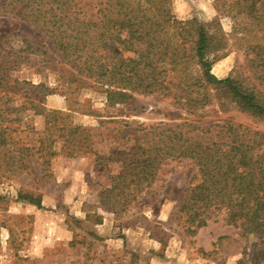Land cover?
<instances>
[{
    "label": "rangeland",
    "instance_id": "rangeland-1",
    "mask_svg": "<svg viewBox=\"0 0 264 264\" xmlns=\"http://www.w3.org/2000/svg\"><path fill=\"white\" fill-rule=\"evenodd\" d=\"M76 1L94 7L100 0ZM231 1L169 3L178 20L195 19L210 28L211 73L235 80L264 104V83L249 68L250 47L261 42V35L247 16H231L237 13ZM53 48L39 29L0 9V54L15 61L11 74L19 83L0 91L10 96L0 99V117H21L9 124L5 136L17 141L18 148H28L8 153L23 158L26 169L10 171L0 159V264H264L263 236L242 237L239 229L221 221H209L188 235L171 219L196 174L189 160L168 161L158 182L130 211L115 215L95 204L101 186L109 183L108 170L95 166L92 153L69 157L60 151L62 135L74 127L88 129L92 152L108 155L123 145L119 131L125 126L131 131L139 124L219 125L222 133L210 136L230 142L234 134L251 140L264 134V118L243 110L222 86L201 82L200 88L185 92L178 79L170 78L175 74L168 76L175 96L123 91L124 98L109 101L108 89L61 62ZM185 95L198 103L188 106ZM23 101V110L6 112ZM41 110L63 113L56 129L54 123L46 125ZM42 142L52 143L54 155L39 150ZM26 195L41 206L20 197Z\"/></svg>",
    "mask_w": 264,
    "mask_h": 264
},
{
    "label": "trees",
    "instance_id": "trees-1",
    "mask_svg": "<svg viewBox=\"0 0 264 264\" xmlns=\"http://www.w3.org/2000/svg\"><path fill=\"white\" fill-rule=\"evenodd\" d=\"M230 5L237 7L231 16H247L261 35V42L250 47L253 58L249 68L264 83V0H232ZM0 9L39 29L51 40L61 62L72 64L80 76L108 89L109 101L124 98L126 92L175 96L170 86L178 79L185 92L200 88L201 82L204 86H222L243 110L264 118V104L255 95L244 91L235 80L218 79L211 73L209 53L214 49V36L210 28L195 19L178 20L170 11L169 0H100L94 7L75 0H0ZM14 64L0 54V91L18 83L12 79ZM193 69L198 73L193 74ZM171 74L175 75L168 80ZM4 97L10 98L0 92V99ZM185 99L190 107L198 103L187 95ZM23 105L24 101L6 112H19ZM39 114L45 117L46 125L54 123V129L58 118H63L61 111L41 110ZM1 119V162L10 171L26 169L23 158L9 154L28 148H18L17 141L5 136L9 124L21 117ZM128 128L119 131L123 145L112 148L108 155L92 152L88 129L74 127L62 135L61 152L69 157L92 153L95 166L108 170L109 183L101 186L95 202L98 208L125 214L158 182L168 161L189 160L196 174L171 219L175 218L188 235L209 221H221L239 229L242 237L257 234L264 238V134L252 140L234 134L225 142L210 136L222 133L219 125L206 128L159 123L139 124L131 131ZM39 150L46 156L54 155L52 143L42 142ZM20 197L41 206L32 195Z\"/></svg>",
    "mask_w": 264,
    "mask_h": 264
}]
</instances>
